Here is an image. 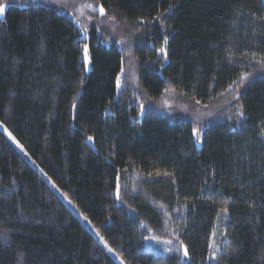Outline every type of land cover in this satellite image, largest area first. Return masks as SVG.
<instances>
[{"label":"trees","instance_id":"1","mask_svg":"<svg viewBox=\"0 0 264 264\" xmlns=\"http://www.w3.org/2000/svg\"><path fill=\"white\" fill-rule=\"evenodd\" d=\"M98 1L0 0V122L126 264H264V0ZM0 264H118L1 130Z\"/></svg>","mask_w":264,"mask_h":264},{"label":"rangeland","instance_id":"2","mask_svg":"<svg viewBox=\"0 0 264 264\" xmlns=\"http://www.w3.org/2000/svg\"><path fill=\"white\" fill-rule=\"evenodd\" d=\"M39 1V0H36ZM74 4V6H73ZM63 5L68 6H77L78 9H87L90 12L96 13L98 17L112 24L115 33L114 35L117 37V40L120 42H128L129 39L136 37L137 30L127 20H123L120 17H112L108 15L105 10L101 13V5L98 0H64ZM4 8L3 13H0L1 16L4 15L6 6H1ZM70 8V7H69ZM74 10V9H73ZM70 11V9H69ZM84 60L86 63V68L89 69L91 67L90 56L88 49L84 51ZM169 98V97H167ZM185 101H178L177 98L175 102L164 100L161 104V109L168 113H181L186 116H195L198 113L202 114L201 108L198 104H189ZM0 130L15 144V146L19 149V151L25 156V158L43 175V177L59 192L60 196L63 198L65 203L74 211V213L86 224V226L93 231L95 236L100 240L106 250L116 259L118 264H126L122 258L116 253V251L108 244V242L97 232V230L92 226V224L85 219L83 213L71 202V200L66 197L59 189V187L55 184V182L45 173V171L35 162V160L29 155L27 150L24 147H21V143L16 139V137L10 132V130L0 122ZM14 138V139H13ZM23 146V145H22ZM221 245V241H219L214 233L213 240L211 242V258L214 259L218 253L219 246ZM170 246V241L168 239H164L157 236H150L145 241V247L148 250H154L158 253H164L167 251Z\"/></svg>","mask_w":264,"mask_h":264},{"label":"snow or ice","instance_id":"3","mask_svg":"<svg viewBox=\"0 0 264 264\" xmlns=\"http://www.w3.org/2000/svg\"><path fill=\"white\" fill-rule=\"evenodd\" d=\"M3 11H4V8L3 7H0V13H3ZM100 11H101V13H103L104 12V9L101 7V9H100ZM161 51L163 52L164 51V49H161ZM243 113H241V115H242ZM194 132H198L199 130L198 129H194L193 130ZM14 139V138H13ZM91 139V138H90ZM21 147H23L22 145H21ZM117 198H119V194L117 193ZM85 219H87L86 217H85ZM184 254H185V256H187V249H185V252H184Z\"/></svg>","mask_w":264,"mask_h":264}]
</instances>
